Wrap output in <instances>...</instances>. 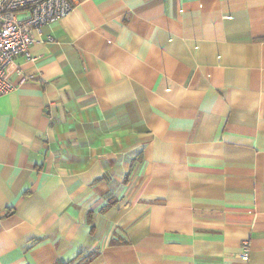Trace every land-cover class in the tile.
<instances>
[{
  "label": "crops",
  "instance_id": "obj_1",
  "mask_svg": "<svg viewBox=\"0 0 264 264\" xmlns=\"http://www.w3.org/2000/svg\"><path fill=\"white\" fill-rule=\"evenodd\" d=\"M72 1L0 94V264H264V0Z\"/></svg>",
  "mask_w": 264,
  "mask_h": 264
},
{
  "label": "built area",
  "instance_id": "obj_2",
  "mask_svg": "<svg viewBox=\"0 0 264 264\" xmlns=\"http://www.w3.org/2000/svg\"><path fill=\"white\" fill-rule=\"evenodd\" d=\"M72 7V0H0V94L14 87L11 76L19 71L16 57H29L43 26L65 16ZM25 78L21 73L19 82Z\"/></svg>",
  "mask_w": 264,
  "mask_h": 264
},
{
  "label": "trees",
  "instance_id": "obj_3",
  "mask_svg": "<svg viewBox=\"0 0 264 264\" xmlns=\"http://www.w3.org/2000/svg\"><path fill=\"white\" fill-rule=\"evenodd\" d=\"M59 264H76V263H74V261H70L68 263H59Z\"/></svg>",
  "mask_w": 264,
  "mask_h": 264
}]
</instances>
